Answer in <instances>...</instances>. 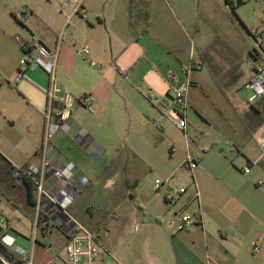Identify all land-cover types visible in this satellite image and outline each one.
<instances>
[{"label": "crops", "instance_id": "crops-1", "mask_svg": "<svg viewBox=\"0 0 264 264\" xmlns=\"http://www.w3.org/2000/svg\"><path fill=\"white\" fill-rule=\"evenodd\" d=\"M55 1H59L53 0L57 5ZM76 1L82 2L85 15L70 13L65 27L71 24L72 19L81 22L78 20L83 18L88 29L102 31L98 42L110 49L116 59L118 74L126 82L121 90L123 98L127 97L136 104L145 102L144 98L149 101L146 94L153 90L170 93L184 81V67L192 64L189 72L191 87L203 88L202 81L208 75L217 93L225 99L224 107H217L216 116L208 119L187 95L185 115L189 119L200 117L202 136L192 147L191 139L186 138L187 128L184 132L179 129L185 137L180 156L173 153V141L170 140L166 142L169 156L161 160L168 174L181 167L190 172V192L184 187L173 201L177 209L168 207L167 212L173 211L175 218L181 212L189 213L195 224L187 230L169 228L168 231L163 227L164 221L174 227L171 224L174 219L167 216L165 210L162 214L154 212L153 217L149 215V222L143 213V221H146L141 229L149 226L148 231L140 234V227L134 226L127 243L119 241L114 247L98 239L107 252V259L118 264H264V158L258 148L259 138L255 139L258 155L252 154L250 145L257 131L264 132V95L250 105L230 97L240 85L238 81L242 76L246 77L245 86L248 88L252 45H247L244 38L240 41L231 28L227 29L224 19L209 15L213 35L203 41L202 20L198 13L209 14L214 7L223 10L221 1L143 0L136 7H132L129 0L115 3L112 7L106 6L111 0H104L99 7H95L94 0ZM241 1L235 5L234 13L242 21L252 42L251 34L260 28L263 19L264 0H253L261 5L255 11L258 12L256 21L241 9L242 4L252 0ZM23 4L24 9H17L6 1L0 5V191L5 190L9 194L7 199L13 206L21 202L32 210L31 233L37 209L47 219V225L38 228L36 241L22 236L9 224H6V230L0 229V236L6 246L13 241L11 244L17 243L32 250L33 256L40 247L53 249L57 254L74 231L94 233L97 208L113 212L118 204L116 200L130 194V189L136 187L131 168L140 164L149 169V124L144 128L146 132L138 134L133 131L134 134L123 138L124 145L118 144L112 129L116 106L107 95L99 97L90 89L82 88L81 95H89L93 112L77 106L71 122L78 128L68 133L58 131L52 137L47 154L49 166L44 169L47 195L39 205L36 191L28 194L26 185L16 172L38 159L44 125L42 107L49 82L48 75L38 68H28L23 79L17 77L18 59L25 54L22 43L29 38L19 36L16 19L36 21L34 28L24 23L22 27L28 28L32 38L49 47L58 45L57 35L62 23L58 21L61 12L57 8L58 15L54 18L41 12L42 4H51L49 0H26ZM19 11L22 17L15 16ZM133 32H140V35ZM92 40L96 42L93 37ZM261 48L264 52V39ZM161 51L171 53L177 59L176 65H172L174 71L164 69L160 62L152 60L163 58ZM244 53L246 59L242 58ZM67 80L56 81L65 87L70 85ZM83 109L89 115H83ZM26 112L33 118L29 143L25 144V133L15 142L12 139L19 136L13 131L1 133L5 123L13 128L24 124L22 117ZM157 115L146 114L163 132V123L155 121ZM188 131L191 133L192 128L189 127ZM160 137L163 139V135H155L153 141ZM188 157L196 161L195 167L188 166ZM245 164L250 168L248 173L242 171ZM70 165H73L74 177L70 180L54 177V169H68ZM117 183L119 188L114 189ZM110 186L112 189L108 188ZM164 188L172 187L166 182ZM98 189L103 193L98 194ZM91 191L97 192L89 197ZM53 233L56 243L40 245L39 235L48 237ZM251 241L261 246L260 253L252 251Z\"/></svg>", "mask_w": 264, "mask_h": 264}, {"label": "rangeland", "instance_id": "rangeland-1", "mask_svg": "<svg viewBox=\"0 0 264 264\" xmlns=\"http://www.w3.org/2000/svg\"><path fill=\"white\" fill-rule=\"evenodd\" d=\"M5 1L14 4L17 9H22V5H24L23 2L26 0H0V5H2V3ZM58 1L59 2L55 1L57 5L53 3V0H49L51 4H42L41 6V12L45 15L51 16L52 18L58 15L56 8L57 11L61 12V14H59L60 18L58 21L60 24H62L56 41V44H58V55L55 70L56 80L60 81L61 79H68L67 81L70 83V85H65V88L76 98H79L83 93V91H80L82 88H87L99 97L107 95L109 100H112L111 103L116 106V115L114 116L115 123L112 129L115 131L118 144L120 143L124 145L123 138L129 134H134L132 133L133 131L138 134L146 132L147 130L144 128L147 124H149V169L140 164L136 168H131L130 172L134 173V177L136 179V187L130 189V194H126L125 197L121 199L118 198V200H116L117 202L114 200L116 204H118L116 205L117 207H115L113 212L105 211L102 208H97L94 213V217L96 218L95 226L97 227V229H94V234L103 244L105 243L114 247L119 241H122L123 244L127 243V240L132 237V230L135 224L140 227L138 233L141 234L143 231H148L149 226H143L142 230L141 225L146 220L149 222V215L153 217L154 212L160 214H162L164 210L167 212L168 207L177 209V205H175L173 202L166 204L164 198L162 197L166 182H168L174 189L179 188V186H182L183 188L187 187L188 192H190L192 182L190 172L188 170L184 169V167H181L172 174H168L166 168L161 165L162 158L166 159L169 156L166 149V144L168 143L166 142L172 140L173 153H176V156H180L185 137L183 133L172 123L166 120V118L159 116L156 109L146 98H144L145 102L134 104L133 102H130L127 97H122L121 90L125 87V81L121 80V76L118 74L116 69V59H114L110 49H107L105 45L103 46L98 42V39L101 40L102 38V31L99 29H88L84 24L85 19L83 18L78 20L81 22H75V20L72 19L71 24L66 28V20L68 15L72 13V8H62L61 4L66 0ZM70 1L72 4L77 2L76 0ZM111 1L113 3L109 2L108 5L106 4L107 7H112L116 5L115 3L122 2L123 0ZM94 2L95 7H99L102 6L104 0H94ZM142 2L143 0H129V4H133L132 7H136ZM221 3L220 4L223 5V10H219L218 8L214 7L210 9L209 14L202 11L198 13V16H200L199 18L202 20L201 33L203 41L207 40V36L213 35L211 27L212 24L210 23L211 21L209 15L214 14L215 16L220 17V19H224L227 26L226 28H231L233 33L238 36L240 41H242L244 38L247 45H252L251 40L247 37V30L242 25V21L239 20L235 13H232L228 8L225 7L223 1H221ZM260 7L261 5L259 1L255 2L252 0L250 2L246 1L244 4H242L241 9H243L248 17H250L253 21H256L258 19V12L255 13V11L259 10ZM206 15L209 18H207ZM15 16L22 17L23 15L21 11H19ZM16 20L17 23H19V26L17 25V27L20 28L19 36H27V38L30 40L32 38L30 36V32L28 28L22 27V24L24 23L26 26L34 28L33 24L35 26L36 21L25 20V18H22V20L17 18ZM133 33L136 36L140 35V32ZM92 37L96 40V42L92 40ZM208 41H211V39H208ZM82 48H86L88 51V53L85 55L86 57L81 51ZM157 51H159L158 48ZM161 53L162 54L160 55L163 58L159 57L158 59L152 60L160 62L162 68H170L172 71H174V67H172V65H176L177 59H175L171 53L164 51H161ZM23 56L26 55L24 54ZM242 58L246 59L245 53ZM29 69L35 68L30 67ZM202 82L203 88L199 86H190L188 95H190L192 104L198 106L204 113V116L210 119L213 117V115L216 116L218 111L217 107H224L225 99L220 95V93H217V89L212 84L213 81L210 76L206 75L204 81ZM238 82L240 85L233 90L230 97L235 101H239L241 104H246L247 99L251 94L250 89L245 86L246 77L242 76ZM146 91L149 92L148 88ZM152 93L156 94L157 96H161L164 95L163 93H165V91L153 90ZM45 105L46 98L44 96V105L42 109H44ZM84 109L83 112H80H82L85 116L89 115V112ZM146 114H149L150 116L158 114L157 116H159V121L164 125L163 132L156 125H154L153 120L148 118ZM200 114L202 115V113ZM30 115L31 114H29V112H26L24 117H22V122H24V124L16 125L14 128L8 123H5L1 133L5 134L6 132L10 133L13 131L16 136H19L12 139L14 142L17 139H21L22 135L25 133V144L29 143L31 135L30 122H33V118H31ZM193 117L194 118H190V120L186 116V138L189 140L191 139L192 147L194 146V142L197 141V138L202 136L203 131L201 129L202 127H200L202 125V122H200V117ZM189 124H191L192 127ZM189 127L192 128L191 133L188 131ZM129 128H131L130 133H128ZM160 134L163 135V139L160 137L153 141L155 135L159 137ZM224 134L225 137H227V132L225 130ZM262 134L263 131H257L254 139L250 141L251 152L253 155L259 154L258 149L255 147V139L260 138ZM153 147L156 149H153ZM171 157H173V155ZM156 179H159L161 182H163V184H160L159 190L155 187ZM118 184L119 183L115 184L113 188L118 189ZM111 187L112 186L108 188L112 189ZM96 192L97 191H91L88 196L90 197L91 194ZM101 193H103V191L98 189V194ZM8 196L9 194H7L5 190L0 191V211L3 213L5 218L7 217L4 223H0V229L3 231L6 230V224H9L13 230L17 231L22 236L26 238L32 237L33 233H31L30 230V215L32 210L28 208L25 203L21 202L17 206H13L12 203L8 201ZM143 213H145V216L148 218L146 220L144 219V221ZM167 214V216H171V218L175 220V213L173 211H168ZM164 222L166 223V221ZM165 223L163 224V227L168 231L175 227V224L174 227H171L168 226V222L166 224ZM38 241L40 242V245L42 244L44 246H47L48 243H56L55 233L48 237H42L39 235ZM38 249V252L33 256V264H48V262L56 256V252L53 249L49 250L42 247ZM61 250L62 249H60V251ZM105 258L106 263L109 264L110 260L107 259L106 255Z\"/></svg>", "mask_w": 264, "mask_h": 264}, {"label": "built area", "instance_id": "built-area-1", "mask_svg": "<svg viewBox=\"0 0 264 264\" xmlns=\"http://www.w3.org/2000/svg\"><path fill=\"white\" fill-rule=\"evenodd\" d=\"M230 10L232 6L237 5L239 0H221ZM62 8L71 7L72 13L84 17L82 10V2L77 1L72 4L66 0L61 4ZM262 21L260 28L251 34L252 51L249 59L250 74L247 80V86L251 91L247 99V104H253L255 101L264 95V52L261 48V43L264 39V6L262 10ZM25 49V55L18 60L17 77L23 79L25 71L30 68H38L48 75V87L45 89L46 105L43 110V132L41 145L39 148L37 161H30L25 166L17 170L18 177L25 176L28 178L36 191L37 203L40 205L41 199L47 195L44 181V169L49 166L47 157L48 147L54 134L58 131L71 132L75 131L78 126L71 122L73 111L77 106H84L89 111L93 112L91 107V99L89 95H81L79 98L74 97L65 87L59 85L55 78V67L58 55V45L49 47L42 41L32 38L22 43ZM85 56L88 51L86 48L81 49ZM86 57V56H85ZM192 69V64L184 67L185 79L170 93L157 96L154 93L148 94V99L156 109L159 116L166 118L170 123L184 132L187 128V120L185 110L187 108V95L191 86L189 72ZM159 116L155 117V121L159 122ZM258 148L261 156L264 158V132L258 140ZM187 164L190 168L196 166V161L191 157L187 158ZM73 165L68 169H54L53 175L57 179L70 180L74 177ZM244 173H248L250 168L247 164L242 167ZM160 184H163L159 179L155 180L156 189H159ZM184 191L183 187L171 188L164 190L162 197L168 202H173L178 195ZM5 218L0 213V223H4ZM175 224V230H187L195 224L194 217L189 213H179L175 220L171 222ZM47 225V219L43 216L40 209L36 210L33 218L32 237L36 241V234L39 227ZM137 228V225H135ZM13 242V241H11ZM9 242L7 248L18 260L12 261L8 256L0 251V264H33L32 250L27 249L17 243ZM5 245V244H4ZM251 249L254 253L261 252V246L256 241H251ZM107 254L104 246L99 242L97 236L87 230L74 231L68 238V242L62 250L48 262V264H107L105 255ZM109 264H118L116 261H110Z\"/></svg>", "mask_w": 264, "mask_h": 264}, {"label": "trees", "instance_id": "trees-1", "mask_svg": "<svg viewBox=\"0 0 264 264\" xmlns=\"http://www.w3.org/2000/svg\"><path fill=\"white\" fill-rule=\"evenodd\" d=\"M242 1L241 0H239V2L237 3V5L239 4V3H241ZM234 8H235V6H232L231 8H230V11L232 12V13H234ZM25 50V49H24ZM83 95H87V94H83ZM20 179H21V181L26 185V187H27V190H28V194H31L35 189H34V186H33V184H32V182L28 179V178H26L25 176H22V177H20ZM0 251L3 253V254H5L6 256H8L12 261H14V262H18V260L13 256V254L9 251V249L7 248V246L6 245H4L3 243H2V241H1V236H0Z\"/></svg>", "mask_w": 264, "mask_h": 264}]
</instances>
